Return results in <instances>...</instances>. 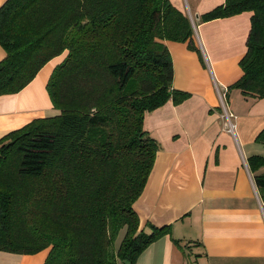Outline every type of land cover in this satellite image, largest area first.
Returning <instances> with one entry per match:
<instances>
[{
    "label": "trees",
    "instance_id": "trees-1",
    "mask_svg": "<svg viewBox=\"0 0 264 264\" xmlns=\"http://www.w3.org/2000/svg\"><path fill=\"white\" fill-rule=\"evenodd\" d=\"M243 11L251 12L243 73L229 87L261 98L264 0H224L199 19ZM193 32L170 0L2 2L0 95L20 91L62 58L46 83L56 112L0 138V251L48 248L42 264H136L168 232L140 228L133 207L160 147L143 118L188 95L172 86L165 41L191 42ZM255 140L264 145V128ZM248 165L264 167V155ZM254 180L264 189V171Z\"/></svg>",
    "mask_w": 264,
    "mask_h": 264
},
{
    "label": "crops",
    "instance_id": "crops-1",
    "mask_svg": "<svg viewBox=\"0 0 264 264\" xmlns=\"http://www.w3.org/2000/svg\"><path fill=\"white\" fill-rule=\"evenodd\" d=\"M4 0H0V5ZM193 24L189 41H165L172 86L188 95L148 111L144 128L160 144L133 207L139 227L168 226L136 264H264V189L248 158L264 155V97L229 87L242 75L250 11L201 21L224 0H170ZM4 50L0 46V60ZM62 57L49 60L20 91L0 95V138L35 118L54 114L46 89ZM224 104V105H223ZM223 110L231 117L229 130ZM48 248L21 254L0 251V264H42ZM124 264V263H119Z\"/></svg>",
    "mask_w": 264,
    "mask_h": 264
},
{
    "label": "built area",
    "instance_id": "built-area-1",
    "mask_svg": "<svg viewBox=\"0 0 264 264\" xmlns=\"http://www.w3.org/2000/svg\"><path fill=\"white\" fill-rule=\"evenodd\" d=\"M231 117H234V115L227 112L226 110H223V118L225 119L226 126H227V128H229V130L233 129V123L231 122Z\"/></svg>",
    "mask_w": 264,
    "mask_h": 264
},
{
    "label": "rangeland",
    "instance_id": "rangeland-1",
    "mask_svg": "<svg viewBox=\"0 0 264 264\" xmlns=\"http://www.w3.org/2000/svg\"><path fill=\"white\" fill-rule=\"evenodd\" d=\"M119 237H120V236H119ZM119 237H118V239H117V243H118V241L120 240Z\"/></svg>",
    "mask_w": 264,
    "mask_h": 264
}]
</instances>
